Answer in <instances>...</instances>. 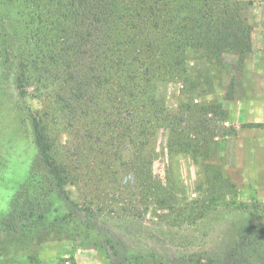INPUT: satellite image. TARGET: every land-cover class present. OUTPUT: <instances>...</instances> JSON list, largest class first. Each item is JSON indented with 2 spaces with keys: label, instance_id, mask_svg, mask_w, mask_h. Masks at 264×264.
<instances>
[{
  "label": "rangeland",
  "instance_id": "374dc122",
  "mask_svg": "<svg viewBox=\"0 0 264 264\" xmlns=\"http://www.w3.org/2000/svg\"><path fill=\"white\" fill-rule=\"evenodd\" d=\"M230 1L240 33L248 29L250 34L253 25L264 23V0ZM33 33L34 10L21 0H0V213L36 189L53 214L67 217L70 224L62 239L40 247L36 264H221L241 229L264 225V203L221 157L222 138L233 129L200 111L216 105L225 119L233 111L236 75L250 68L256 55L252 48L244 55L220 57L187 49L186 75L159 85L158 99L173 117L162 127L177 129L180 136L162 128L148 145L154 149L148 157L152 175L162 182L151 200L148 189L135 186L126 171L118 174L125 181L120 184L104 175L92 184L82 178L62 190L53 185L29 118L41 102L34 98ZM22 77L23 94L17 87ZM240 98L244 103L245 95ZM57 135L62 151L72 147L63 129ZM176 137L191 140V151H169ZM15 239L0 228L1 245L11 246ZM239 264H264V235L251 236Z\"/></svg>",
  "mask_w": 264,
  "mask_h": 264
},
{
  "label": "trees",
  "instance_id": "16d2710c",
  "mask_svg": "<svg viewBox=\"0 0 264 264\" xmlns=\"http://www.w3.org/2000/svg\"><path fill=\"white\" fill-rule=\"evenodd\" d=\"M21 1L34 10L31 67L34 98L41 101L29 116L30 125L53 185L62 190L82 178L92 184L104 175L120 184L125 181L118 174L126 171L135 186L148 189L146 198L152 200L162 190V182L152 175L148 157L154 149L148 145L162 128L180 136L177 129L162 127L173 117L158 99L159 85L186 75L187 49H204L216 57L249 52V30L239 32L233 3ZM23 85L22 77L17 83L22 94ZM200 111L225 120L219 106ZM60 129L73 140L65 151L56 139ZM180 139L174 138L168 150L190 152L191 140ZM44 199L35 189L32 196L14 200L6 213H0L2 232L17 236L16 245L0 244L1 264H36L40 247L69 233L67 217L54 215ZM256 234L264 235V225L241 229L221 264H239Z\"/></svg>",
  "mask_w": 264,
  "mask_h": 264
},
{
  "label": "crops",
  "instance_id": "0c3cea01",
  "mask_svg": "<svg viewBox=\"0 0 264 264\" xmlns=\"http://www.w3.org/2000/svg\"><path fill=\"white\" fill-rule=\"evenodd\" d=\"M249 35L250 52L256 55L249 62L250 68L236 75L237 103L223 122L224 127L231 126L234 132L222 138L220 153L228 162L226 166L235 168L241 182L251 187L256 199L264 203V23L253 25ZM242 94L246 97L244 103Z\"/></svg>",
  "mask_w": 264,
  "mask_h": 264
}]
</instances>
